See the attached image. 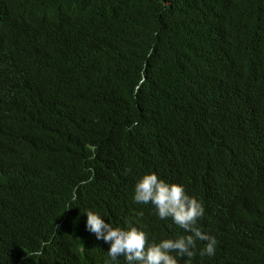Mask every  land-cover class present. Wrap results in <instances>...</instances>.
Instances as JSON below:
<instances>
[{"label":"trees","instance_id":"1","mask_svg":"<svg viewBox=\"0 0 264 264\" xmlns=\"http://www.w3.org/2000/svg\"><path fill=\"white\" fill-rule=\"evenodd\" d=\"M149 170L204 205L190 264H264V0H0V264H112L85 209L183 234Z\"/></svg>","mask_w":264,"mask_h":264},{"label":"clouds","instance_id":"2","mask_svg":"<svg viewBox=\"0 0 264 264\" xmlns=\"http://www.w3.org/2000/svg\"><path fill=\"white\" fill-rule=\"evenodd\" d=\"M138 123L132 120L127 127L132 130ZM89 180L90 176L79 184H86ZM78 186L72 189L68 207L77 199ZM132 200L135 204H151L159 219L170 218L173 224L183 229V234L148 241L146 232L135 223L114 226L99 212L85 209V227L94 233L96 239L108 244L106 253L112 264H117L119 258H123L124 264H180L178 257H187L190 264L195 252L200 257L215 254L216 237L197 226L198 218L204 215V205L186 191L183 183L165 180L156 171L149 170L135 178ZM142 215V210L136 212V216ZM197 241L204 242L199 249ZM49 243L48 240L41 241L40 250ZM34 254L39 255V250Z\"/></svg>","mask_w":264,"mask_h":264}]
</instances>
